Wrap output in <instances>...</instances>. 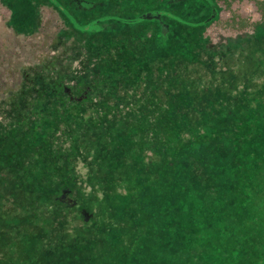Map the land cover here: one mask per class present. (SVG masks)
Masks as SVG:
<instances>
[{
	"label": "rangeland",
	"instance_id": "374dc122",
	"mask_svg": "<svg viewBox=\"0 0 264 264\" xmlns=\"http://www.w3.org/2000/svg\"><path fill=\"white\" fill-rule=\"evenodd\" d=\"M259 1L216 0L218 11L203 34L219 42L238 33L242 23V28L249 29L264 19ZM208 5V0H0V39L13 31L8 22L21 29L31 20L39 27L25 46L15 48L19 68L16 60L15 75H4L11 78L3 81L4 92L14 89L13 99L18 96L22 68H27L25 75L33 70L28 61L54 72L51 75L58 73L55 82L61 85L63 73L91 75L98 70L101 74L109 63L106 59L120 55L117 52L125 46L127 56L129 47H140L139 57L134 58L137 78H162L168 64L176 62L186 78L181 66L191 58L193 76L197 72L206 84L218 83L208 69L229 70L234 62L218 57L211 61L204 51L195 54L191 41L199 29L180 23L182 17L186 22L208 18ZM32 13L36 16L31 18ZM67 21L83 32L68 31L56 42L61 36L57 32ZM92 30L104 35L94 41ZM145 33L151 41L139 45ZM52 47L59 53L55 55ZM51 55L56 63L47 58ZM118 59L129 64L127 58ZM260 68L257 65L259 74ZM98 73L93 83L103 87ZM84 79L79 84L87 98L90 85ZM123 80L120 77L112 86L105 101H117L123 111L129 104L152 102L141 97L140 91L127 90ZM209 98L208 104L215 100L213 95ZM2 99L6 105L13 102L7 96ZM243 119L238 114V125L244 126ZM125 128L114 123L90 142V154L68 152L55 160L46 158L44 134L37 149L40 158L27 163L28 170H16L21 157L15 155V147H0V264H7L2 261L5 258L12 264H264V114L251 137L241 131L238 143L229 142L216 155L215 148H203L205 164L221 165L218 175L222 176L214 186L207 181L198 186L196 174L192 185L188 182V176L199 171L190 151L185 157L175 155L172 161L166 156L160 161L140 156L141 161L130 164L123 159L119 168L111 167L113 154L97 152L95 145L116 152L114 142ZM8 141L0 130V144ZM117 170L123 173L120 178ZM199 173L205 175L204 170ZM217 192L219 199L206 204Z\"/></svg>",
	"mask_w": 264,
	"mask_h": 264
},
{
	"label": "trees",
	"instance_id": "16d2710c",
	"mask_svg": "<svg viewBox=\"0 0 264 264\" xmlns=\"http://www.w3.org/2000/svg\"><path fill=\"white\" fill-rule=\"evenodd\" d=\"M208 4L211 7L208 18L198 22L188 20L186 22L182 17L180 23L199 29L198 34L191 41L195 54L200 55L204 51L211 61L218 57L219 60L230 59L235 63L228 66L229 70L224 68L217 73L213 71L215 68L210 67L208 70L213 72L212 79L218 81L212 84L203 82L204 78L197 75V72L194 74L196 79H190L194 77L192 75L194 68L190 66L191 58H186V63L181 66L184 68L186 78L181 75V69L178 70L180 66L178 62L168 64V72L162 78L149 79L150 76L137 78L134 58L139 57L140 47H129L127 56L125 53L127 46H125L123 50L117 52L120 55H114L110 60L106 59L109 63L101 74L98 70L95 71L97 75L103 76L100 77L103 87L95 86L93 83L95 73L91 75L63 73L64 83L58 85L55 82L58 73L55 76L51 75L54 72L42 70L41 67L36 68L28 61L26 64L33 70L25 75L27 73L24 71L27 68H22L25 66L23 64L20 65L22 68L20 76H23V79L17 89L19 94L13 99L14 89L4 92L3 81L5 79L11 81L10 75L6 78L4 75L10 73L15 75L16 69L13 63L17 60L19 68V57L15 56L14 50L19 46H25L31 39L29 35L39 31V27L31 20L21 29L8 22L13 31L11 34L5 32L4 37L0 39V96L12 98L13 102L6 105L3 99L0 100V130L4 138H9L8 143L0 144V147L6 146L8 149L15 147L13 149L15 155L21 157L16 170L19 168L28 170L25 168L26 164L40 158L37 149L44 134L47 135L46 158L55 160L68 152H74L76 156L79 152L90 154V142L96 138L97 133L100 130H107L115 123L116 127H126L124 135L114 142L116 152L103 149L101 144L95 145L97 152L113 154L111 167L115 165L119 168L123 159H128L130 164L141 161L140 156H146L150 161H160L166 156L172 161L175 155L185 157L190 151L198 162L199 171L204 170L205 175L195 171L188 176V182L192 185L196 174L195 183L199 184L198 186L206 185L205 181L207 185L214 186L216 179L222 176L221 173L218 175V172H221V165L205 164L203 148L206 146L215 148L212 152L216 155L221 148L223 151L229 142L230 145L238 143L241 131L248 132L251 137L252 134H256L257 129L254 126L257 119L264 114V19L249 29L242 28L244 26L242 23V29L239 28L238 33L216 42L214 37L203 34L218 11L216 0H208ZM258 7L264 17V0L258 2ZM34 16L36 13H32L31 18ZM65 25L57 32L56 35L61 34V36L56 42H61L68 31L72 35L83 32L82 27L77 24L67 21ZM91 32L94 41L99 35H104L103 32H94V30ZM148 36L149 33H145V38L138 42L139 45L140 42L149 44L152 37ZM53 50L57 52L55 55L59 53L58 48L55 47ZM118 57L127 58L129 64H122V60ZM47 58L54 63L57 62L56 56L55 59L52 55ZM160 62L158 60V63ZM259 64L260 74L256 70ZM1 66L6 69H2ZM141 68V71L144 70L143 67ZM83 77L87 78L84 80L90 85L87 98L82 96L83 85L79 84ZM120 77L125 79L121 81V85L129 86L127 90L134 93L140 91L141 97L154 101L152 107H150L152 102L147 106L129 104L123 111L117 101H105L108 99L109 91H112V86ZM210 95H213L215 100L208 104L207 99H210ZM241 102L244 104L248 102L249 105L243 104V107H239ZM125 113L127 116L121 117ZM238 114L243 116L244 126H241V123L238 125ZM107 117L110 120H107ZM45 118L49 121L44 120ZM225 135H228V141H224ZM193 146H197V150H194ZM121 152L124 153L123 156L116 155ZM121 168L125 169L124 166ZM15 172L21 177V173ZM117 174L120 178L123 173L117 170ZM31 175L34 177L35 173L31 172ZM219 194L217 192L210 196L206 204L219 199ZM22 246L24 249L27 247ZM2 261L12 264V261L8 263L6 258Z\"/></svg>",
	"mask_w": 264,
	"mask_h": 264
}]
</instances>
